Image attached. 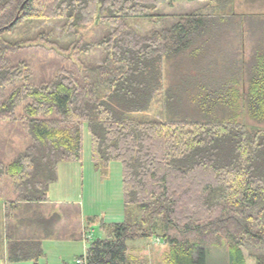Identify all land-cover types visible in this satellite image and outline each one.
Here are the masks:
<instances>
[{
    "label": "trees",
    "instance_id": "trees-1",
    "mask_svg": "<svg viewBox=\"0 0 264 264\" xmlns=\"http://www.w3.org/2000/svg\"><path fill=\"white\" fill-rule=\"evenodd\" d=\"M177 1L0 0V124L28 141L11 161L0 156V264H40L44 239L59 236V215H47L41 204L60 178V163L82 162L85 124L95 166L120 161L125 205L142 212L136 222L107 224V237L81 256L86 264H134L128 241L158 229L170 247L161 264H207V247L225 243L229 264H247L245 249L264 264V128L248 129L220 112L221 102H237L236 80L246 69V111L264 124V45L248 61L235 55L216 83L206 74L174 73L163 91L166 63L203 72L195 59L215 36L234 27L245 40V32L264 31V13L234 12V0H186L203 10L146 34L131 22L171 17L162 8ZM23 23L27 30L17 36ZM92 24L106 32L87 41L80 29ZM32 49L55 54L38 80L26 58ZM97 51L101 60L91 61ZM161 92L170 109L188 94L201 118L148 116Z\"/></svg>",
    "mask_w": 264,
    "mask_h": 264
},
{
    "label": "rangeland",
    "instance_id": "rangeland-1",
    "mask_svg": "<svg viewBox=\"0 0 264 264\" xmlns=\"http://www.w3.org/2000/svg\"><path fill=\"white\" fill-rule=\"evenodd\" d=\"M202 7L203 5L199 1L180 0L175 2L173 6L162 8L171 17L162 19L160 22L152 20H132L131 22L141 33L146 34L153 29L172 24L178 20L180 15L199 11ZM231 10L237 13H264V0H234ZM45 23L59 32V25L51 22ZM26 28L25 23L20 24L15 34L17 33V36H21L22 32L27 30ZM38 28L39 26L34 28V30ZM105 32L106 27L98 24H92L80 29L81 36L87 41L99 39ZM245 34L246 37L243 40L239 29L235 31L233 27L226 28L215 36L214 46L207 53H202L199 60L195 59L196 64L203 67V72L196 73L195 70L191 71L190 68L196 67L190 63L187 65L189 67L186 66L182 71L181 69L170 67L169 63H166L163 91L166 92L175 81L172 79L174 73H177L178 76L186 73L195 75V77H203L206 74L205 76L212 79H218L220 76L216 74L221 72L225 65H229L235 55L238 56L237 60L239 61L242 57L248 61L259 44L264 45V31L255 33L250 31L245 32ZM199 43H195V48L199 47ZM100 56V52L97 51L89 58L91 61L99 62L101 60ZM26 58L29 60L36 75V80H38L41 79V75L51 69L50 63L55 60V54L32 49ZM62 64L65 65V62ZM245 74L246 69H244V75H239L236 80L239 95L237 94L238 98L235 105L231 107L227 104V101L221 102V117L225 118V120L235 119L245 124L248 129L264 128L263 123L253 120L246 111L244 98L241 95V91L248 88V80ZM218 81L219 79L214 81V83ZM214 90L216 91L217 89ZM173 91L175 92L176 90L173 88ZM178 99H180V101H177V103H180L179 106L172 109H170L171 107L163 108L162 102H164L165 98L163 92H161L159 100L157 99L153 109L147 115L159 118L170 115L182 118L188 116L190 118H201L197 115L200 113L195 111L196 102L195 104L191 103L188 94L181 93ZM216 113L219 114L218 109H216ZM211 115L213 116L214 113ZM27 142L24 133L20 129L15 131L14 126L6 122L0 124V156L4 157L7 162L11 161L20 151H23L27 146ZM122 179V164L120 161H111L107 166L100 169L95 166L92 159L91 134L87 124H85L83 127L82 162L64 163L61 177L50 186L49 201L54 211L49 216L55 213L59 215L55 224V227L58 228L57 233H59V236L55 239L45 240L43 243L49 264H65L62 260H65L67 264H77L75 260L78 258L76 257L80 254L86 255L93 240L107 237V224L125 221L136 222L141 218L142 212L138 207L125 205ZM7 184L8 195L15 197L11 193L14 185L10 181ZM72 201H76L75 204L69 203ZM43 211L45 210L43 209ZM1 214L4 213L1 212ZM156 221H159V219H156ZM161 234V230L158 229L154 237L128 241L131 254L139 257L134 264H160L162 262L167 251L170 252V247L163 242ZM207 252V264H229L227 243L221 246L210 245L207 247ZM245 254L247 264H256L255 259L250 256V252L246 249ZM43 263H45V259L41 260L40 258V264ZM22 264H34V262Z\"/></svg>",
    "mask_w": 264,
    "mask_h": 264
},
{
    "label": "crops",
    "instance_id": "crops-1",
    "mask_svg": "<svg viewBox=\"0 0 264 264\" xmlns=\"http://www.w3.org/2000/svg\"><path fill=\"white\" fill-rule=\"evenodd\" d=\"M237 85V84H236ZM243 91V90H242ZM241 91V92H242ZM241 95H242V93H241ZM64 163H66V162H62V163H60V165H59V175H60V177H61V170H62V165L64 164ZM75 202L76 201H72V202H69L70 204H75ZM71 205V206H72ZM5 207H6V203L5 202H0V212H3L4 213V210H5ZM41 207L45 210V212H46V214L47 215H49V214H52V211H54L53 209H52V207L50 206V201L48 200L47 201V203H43V204H41ZM56 237H53V238H48V239H44V241L46 240H49V239H55ZM44 241H43V243H44ZM164 242V241H163ZM44 249V248H43ZM132 253V252H131ZM167 253H169L168 251H167ZM133 255V257L135 258V261L139 258L138 256H136L135 254H132ZM167 255V254H166ZM246 255V254H245ZM80 256H83V254H80V255H78L76 258H79ZM166 258V256L163 258V260H162V262L161 263H163V261H164V259ZM42 259H45V263H43V264H49V260H48V255H47V253H46V251H44V256L41 258V260ZM26 262H32L33 263V261H24V262H14V263H10V262H8L7 261V259L5 258V261L3 262L4 264H22V263H26ZM62 262L64 263L65 262V264H67L66 263V261L65 260H62ZM61 262V263H62ZM75 262H76V260H75ZM39 263H40V260H39ZM160 263V264H161Z\"/></svg>",
    "mask_w": 264,
    "mask_h": 264
},
{
    "label": "built area",
    "instance_id": "built-area-1",
    "mask_svg": "<svg viewBox=\"0 0 264 264\" xmlns=\"http://www.w3.org/2000/svg\"><path fill=\"white\" fill-rule=\"evenodd\" d=\"M77 264H86V259L85 257H80L76 260Z\"/></svg>",
    "mask_w": 264,
    "mask_h": 264
}]
</instances>
